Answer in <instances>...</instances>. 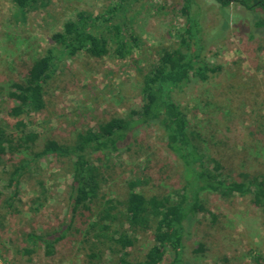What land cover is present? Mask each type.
Masks as SVG:
<instances>
[{"label":"rangeland","instance_id":"1","mask_svg":"<svg viewBox=\"0 0 264 264\" xmlns=\"http://www.w3.org/2000/svg\"><path fill=\"white\" fill-rule=\"evenodd\" d=\"M191 2L187 14L185 0H43L39 9L23 13L13 0H0V123L15 131L17 119L22 118L23 130L38 134L34 146L38 150L48 138L72 143L79 131L112 116H126L141 104L142 75L159 49L177 46L184 35L188 37L184 30L191 15L200 23L190 39L193 48L203 45L201 56L219 69L207 81L194 80L178 88L175 96L186 106L205 149L222 162L226 174L243 178L264 173V33L256 29V17L239 4L223 9L215 0ZM80 11L90 14L96 31L105 36L120 25L129 39L127 55L120 57L110 38V52L103 57L84 51L59 55L45 86V108L12 116L16 101L8 94L10 83L22 79L32 61L53 46L52 32ZM127 140V149L121 148L109 162L103 194L125 199L130 179H140L136 190L146 195L179 188L182 163L158 125L139 127ZM24 152L7 159L0 173V264H93L87 244L92 235L86 228L101 211L103 199L94 202L91 213L70 212L69 158L49 154L33 164L21 177L13 206H6L13 191L7 169ZM201 197L207 210L198 211L186 225L183 258L188 264H264L256 259L264 258L263 213L250 196L225 198L203 191ZM68 223L71 226L56 244L55 254L47 255L42 244L26 254L27 232L56 231ZM149 241L150 234L138 235L130 247L134 259L144 257ZM200 244L203 250L196 252ZM112 255L108 252L106 257ZM170 258L169 252L161 264H170Z\"/></svg>","mask_w":264,"mask_h":264},{"label":"trees","instance_id":"2","mask_svg":"<svg viewBox=\"0 0 264 264\" xmlns=\"http://www.w3.org/2000/svg\"><path fill=\"white\" fill-rule=\"evenodd\" d=\"M13 1L23 13L44 5L43 0ZM191 1L185 0L183 11L186 14ZM215 1L223 9L232 4L243 6L256 17V29L264 33V0ZM199 27L198 19L187 15L184 32L188 37L182 33L184 37L179 45L159 49L158 56L142 75L141 104L131 108L126 116H112L96 127L89 126L79 131L72 143L48 138L40 149L35 150L38 134L23 130L26 125L18 117L45 108V86L55 72L59 55L74 56L84 51L91 56L103 57L110 52L109 38L117 44L115 51L120 57L125 58L128 52L129 39L120 25L113 27L115 33L110 37L105 36L96 31L95 21L84 11L78 12L76 18L66 20L62 29L52 32L53 46L32 61L21 80L10 83L8 94L16 101L10 114L18 119L15 131H9L6 124L0 123V173L7 159H12L17 152L25 151V155L7 169V180L13 191L5 199L6 206H13L25 172L45 156L54 154L71 160L70 212L89 210L91 213L94 202L99 197L103 199L101 211L86 228V233L92 235L87 244L93 264H161L169 252L170 264H188L183 258L186 225L198 211L207 210L201 197L203 191L215 192L225 198L249 195L252 204L263 213L264 226V173L248 174L243 178L226 174L222 162L205 149L204 138L192 128L186 106L175 96L178 88L194 80L207 81L219 69L201 56L203 45L197 43L193 48L190 39L196 36ZM132 37L130 39L136 41ZM151 124L164 131L168 148L180 159L183 182L178 189L168 193L146 195L136 190L141 180L130 179L125 199L107 197L102 190L105 172L113 155L126 147L128 137L139 127ZM1 193L0 190V197ZM70 226L68 223L56 231L38 232L33 229L27 232L25 240L29 246L25 247L26 254H32L40 244L45 247L47 255L55 254L56 244L66 236ZM141 233L150 234L149 245L143 258L134 259L130 247L135 245ZM202 250L203 245L200 244L196 252ZM108 252L114 255L107 258ZM256 259L264 261L260 255Z\"/></svg>","mask_w":264,"mask_h":264}]
</instances>
